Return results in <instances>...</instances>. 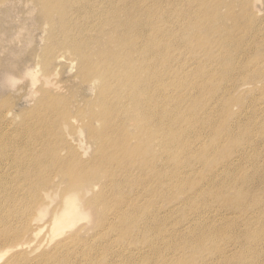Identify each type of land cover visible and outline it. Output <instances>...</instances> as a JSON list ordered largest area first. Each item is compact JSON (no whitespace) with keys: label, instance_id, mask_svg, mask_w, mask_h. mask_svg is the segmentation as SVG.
<instances>
[{"label":"rangeland","instance_id":"1","mask_svg":"<svg viewBox=\"0 0 264 264\" xmlns=\"http://www.w3.org/2000/svg\"><path fill=\"white\" fill-rule=\"evenodd\" d=\"M83 1L77 0L74 3L67 0L59 7L63 11L71 4L66 9V15L67 18L72 15L70 20L73 22V24L65 23L60 30H57L58 26L55 25L56 20L60 22L62 20L58 12L52 14L53 19L44 18L40 13L43 8L39 0L0 2V105H3L5 110L0 111V130L8 134V137H3L2 140L3 144H7L6 155L9 157L6 160L8 161L14 163L15 159L20 157L17 154L25 153V144L28 141H58L59 133L70 130L74 135L71 134L72 140H76L73 143L85 154L84 158L88 160L95 155L98 145L87 137L84 121L89 111L100 110L99 107L96 108L91 104L97 99L98 84L95 82L92 84L91 80L84 81L80 74L83 63L78 58L75 48H84L88 51V55L99 62L112 51L122 50L121 45H111L109 38L117 34L121 36L119 41L121 42L125 39V31L112 30L111 25L105 21L102 26L107 28V33L103 35L102 51H98V48L91 44L87 47V43L84 44L85 39H89V43H92L97 36V28L85 27L86 30L82 31L84 22L86 20L100 22L102 18L92 21L89 16L88 19L81 17L82 13L76 9ZM113 2L116 6L123 5L122 0L99 1L94 4L95 12L91 15L111 12L110 6ZM139 3L148 8L142 12V6L137 8L132 5ZM129 7L135 9L132 13L135 17L149 16L148 19L153 22V26H148L153 27L158 33L154 39L148 37L138 39L144 45V49L152 41L160 43L167 39L164 46L163 43L160 45L166 54H170L172 58L176 57L177 61L174 60L169 64L171 73L165 78L169 79L175 75L181 84L178 89L187 90L186 97L198 101V105L202 104L204 110L208 109L212 114L206 111L208 115L206 119L197 117L200 119L198 126L201 129V136L199 137L204 139L197 141L198 150L196 152L179 150V159L172 158L180 162L179 169L186 174V182H191L195 175L202 179L205 183L204 192L201 196L196 195L190 199L193 190L189 187L188 192L182 194L171 205H168L167 197L162 195L143 198L151 192L162 191L164 188V184L157 180L159 177H154L155 172L151 167L157 160L160 162L154 165L161 164L167 154L161 155L158 147L152 151L142 150L144 147L142 140L145 136L137 133L139 124L134 128L136 124L134 117H127L126 130L122 131L123 134L126 132L132 135L128 150L126 146L120 149L119 144L113 146L112 142L116 140L115 138L108 139L106 160L114 159L113 166L118 159H122L117 164L118 168L130 162L139 165L135 164L137 167L132 172L131 178L140 179L143 184L135 183L134 186H130L127 193L134 196L132 198L134 200L123 203L138 202L140 207L146 206V202L156 203V214L159 211L160 222L165 224L162 232L171 233L165 236L156 248L141 247L138 251L141 252L140 256L134 249L136 246L134 239L142 233L145 240L147 235H151V230L147 228L149 230L147 233L146 230L135 231L134 228L132 233L138 234H133L126 241V249L122 254L113 253L116 254L115 260L119 263L130 262L129 264H234L232 259L235 258L240 260L236 264H264V210L260 207L253 208L249 219L243 218L240 210L236 209L235 200L238 194L234 188L236 185L232 183L228 194L225 197L219 196L218 204H207L210 194L214 192L217 195L219 192L218 182L228 177L229 170L235 172L238 181L247 180L248 187L252 189L249 188L250 196H260L261 202L264 203V0H131V5L126 6L127 11ZM123 14L118 15L123 16ZM167 15L168 20L165 19ZM147 27L143 29L145 34ZM140 29L139 26L133 28L138 31ZM72 37L74 43L71 42ZM174 38L177 40L174 41ZM45 51H47L45 57L52 58L51 65L46 68L42 65L43 61L39 56ZM97 51L98 56H96ZM168 58L169 56L161 59L156 65L166 63ZM180 60L183 62L178 64ZM140 61L141 57L136 56L134 64L138 66ZM122 62L117 65L121 71ZM151 68L152 66L149 69ZM48 69L52 72L45 76ZM47 77L50 80L54 79L55 87H58L59 94L62 95L61 97L53 92L56 100L51 106L42 105V93H35ZM170 94L175 97L177 92L172 89ZM183 103L187 104L186 98ZM79 109L83 114H80ZM65 110L82 120L78 129L77 127L65 129V124L59 117ZM28 112L27 118L24 114ZM5 117L7 123L3 122ZM230 123L240 128H248L249 133L244 135L242 131L233 135L227 130ZM44 124L47 125V129L49 128L47 131H44ZM104 125L99 121L94 122L92 127L100 131L104 130ZM175 130L179 131L178 128ZM195 137L196 134L192 141H195ZM215 137H226L227 141L224 140L222 146L214 147L212 140ZM81 140L83 143H80ZM237 145L242 146L243 151L234 150ZM231 147L232 151H229ZM140 153L141 158L137 160L135 157ZM226 158L232 165L226 166L224 162ZM185 167H188L187 170L184 169ZM139 173L140 177H136ZM49 175L52 176L53 173ZM56 175L58 176L55 181L59 179L63 181V175L57 173ZM13 176L20 178L18 171H15ZM47 176L41 179L30 177L27 184L30 186L24 192V198L30 196L32 186L43 184ZM49 180L50 177L47 182ZM149 180L152 182L148 184ZM97 191L98 188L94 194ZM229 197H231L229 207L233 210L222 207L223 198ZM124 199L123 193L117 194L113 203H120ZM184 199H188L187 204H184ZM59 200L61 198L56 196L50 206H55ZM210 208L211 210L208 211ZM104 214V210L99 208L97 216L101 217ZM45 218L48 220L50 215ZM50 227L49 223H45L42 228L43 234L49 232ZM226 229L227 234H225ZM124 231L129 232L126 229ZM176 231L178 233L175 235L173 232ZM213 231L226 239L221 238L213 242L211 236ZM44 236L46 237L47 233ZM124 236L125 234H121V237ZM114 238L117 239L118 234ZM199 239L204 240L200 242ZM241 239L251 243L241 242ZM214 243H217L228 256L216 258L210 255L206 259L203 258L205 253L209 252L207 249L210 244ZM201 244L203 245L197 246ZM253 249L260 251L256 259L250 253ZM227 259L230 261H226Z\"/></svg>","mask_w":264,"mask_h":264},{"label":"bare ground","instance_id":"2","mask_svg":"<svg viewBox=\"0 0 264 264\" xmlns=\"http://www.w3.org/2000/svg\"><path fill=\"white\" fill-rule=\"evenodd\" d=\"M1 1L4 3L8 0ZM70 1L77 2V0ZM99 1L103 2V0H84L76 9L82 13L79 15L86 19L88 16L92 21L102 18L100 22H88L87 20L84 22L82 31L86 30L85 27L95 26L97 28V36L94 37L93 42L89 43L90 40L85 39L84 44L86 42L87 47L88 44H91L97 47L98 51H102L103 35L107 33V28L102 26L105 21L111 25L110 29L125 31V39L119 42L121 36L117 34L110 37L109 43L121 45L122 50L120 52L112 51L99 62L88 55V51L84 48H75L78 58L83 63L80 74L84 81L91 80L92 84L93 82L98 84L96 87L97 99L91 104L96 108L99 107L100 110L89 111V115L84 121L87 137L96 142L97 150L94 156L86 160L85 154L74 145L73 141L76 142V140H72L73 131L70 130L59 133L58 141H28L25 144V153L17 154L20 157L13 163L6 160L9 157L6 155L8 148L7 144L2 143L3 137L7 138L8 134L0 130V264H129L130 262H117L115 255L122 254L126 249V241L133 234H138L132 233L134 228L135 231L146 230L147 233H149L148 229L151 230V235H147L145 240L142 233L135 237L136 246L134 249L137 252L141 247L156 248L159 242L165 239V236L171 234L162 232L165 224L160 222L159 211L157 213L159 215L156 214V203L146 202L144 207H140L138 202L123 203L127 200H134L132 199L134 196L127 193L130 186H134L135 183L143 184L142 180L131 178L132 172L139 165L130 162L128 165L118 168L117 164L122 159H118L115 166H113L114 159L106 160L108 158L107 141L110 138L116 139L112 142L113 146L119 144L120 149L125 146L127 150L129 149L128 145L132 135L126 132L122 133L127 126L125 123L127 117H134L136 121L134 128L139 124L137 133L145 136L142 140L144 143L142 150L152 151L158 147L161 155L167 154L161 164L154 165L160 162L157 160L151 167L155 172L154 177H159L157 180L164 184V188L162 191L151 192L143 198L162 195L167 197L168 205H171L182 194L188 192L189 187L193 190L190 199L196 195L201 196V193L204 192L205 183L202 179L195 175L196 177L191 179V182H186V174L182 169H179L180 162H176L172 158L179 159V150L191 152L198 150L197 141L202 137H199L201 136V129L198 126L200 119L197 117L206 119L208 109L205 111L202 104L198 105V101L186 97L187 90L178 89L181 84L175 75L169 79L165 78L171 73L169 64L176 59V57L172 58L170 54H166L160 45L163 43L164 46L167 39L160 43L152 41L150 45H146L145 49L144 45L138 41L139 38L144 39L145 37L154 39L158 34L153 27L148 26H153V22L148 19L149 16L135 17L132 14L135 9L130 7L127 11L126 6L131 5V0H122L123 5L120 6H116L113 2L110 6L111 12L91 15L95 12L94 4ZM39 2L43 8L40 13L44 18L53 19L52 14L58 12L62 20L61 22L55 21V25L58 26L57 30H60L61 26L63 28L65 23L73 24L70 20L72 15L68 18L66 15V9L71 4L67 5L63 11L59 9L67 0L64 2L63 0H39ZM140 3L132 5L137 8L142 6L141 11L144 12L148 7ZM124 11L127 12L123 14ZM121 13L123 16L118 15ZM165 19L168 20V15ZM137 26L141 29L133 30ZM145 27H147V34L143 31ZM175 40L177 39L174 38ZM71 42H75L73 37ZM98 51L96 56L99 55ZM42 55L39 54L43 61L42 65L45 68L49 67L52 58L45 57L47 51ZM136 56L141 57L138 66L134 64ZM167 56L169 58L166 63L156 65ZM120 61H123L122 71L117 68ZM153 61H155L154 64ZM182 62L180 60L178 64ZM151 66L152 68L149 69ZM84 67H86L85 70ZM51 72V69L46 70L45 76ZM172 89L177 92L175 97L170 94ZM53 92L62 97L58 87H55L54 79L50 80L48 77L35 91L36 94L42 93L41 104L45 106L54 104L56 98L52 94ZM70 96L72 95L70 94ZM185 98L187 104L183 103ZM64 104L67 105V103ZM0 111H5L3 105H0ZM79 112L83 114L81 109ZM208 113L212 114L210 111ZM24 115L28 118L29 112ZM59 117L65 124V129H71V127L78 129L80 121L82 122L77 115H71L68 110H65ZM99 121L105 124L104 130L98 131L92 127L94 122L98 123ZM3 122L7 123L6 117ZM46 126V124L43 125L44 131L49 129ZM177 128L179 131L175 130ZM227 128L233 135L238 132L242 133V131H244V135L249 133L248 128H240L234 123H230ZM195 134V141H192ZM227 136L229 135L227 134ZM224 140L227 141V138L215 137L212 140V145L214 147L222 146L225 143ZM155 142H157L156 145ZM80 143L83 141L81 140ZM232 147L229 148V151H232ZM234 150L243 151V147L237 145ZM135 158L137 160L141 158V153ZM224 162L226 166L232 165L227 161V158ZM47 163L50 164L47 165ZM187 168L184 169L187 170ZM15 171H18L20 178L15 177L17 172L13 176ZM229 171L228 177L218 182L219 192L217 195L214 192L210 194L207 204H216L220 199L219 196L225 197L232 183L236 185L233 187L238 194L235 200L236 209L240 210L243 218L249 219L253 208L260 207L264 210V203L261 202L260 196H250L252 189L248 187V181H238L235 172ZM49 173H53V175L50 176ZM56 173L63 175V181L60 179L55 181L58 176ZM46 175L48 176L44 183L32 186L30 196L24 198V192L30 186L27 185L30 177L41 179ZM140 175L139 173L136 177H140ZM48 177H50L49 182H47ZM151 182L152 180H149L148 184ZM97 188L98 191L94 194ZM253 192L255 193L254 190ZM122 193L125 199L120 203H113L117 194L122 195ZM91 194L94 195L90 196ZM56 196L61 200L55 206H50ZM230 198H223L222 207L224 209L233 210L229 207ZM187 200L184 199V204H187ZM152 202L155 201L152 200ZM99 208L103 209L105 213L101 217L97 216ZM210 210L211 208L208 211ZM48 215L50 218L47 220L45 217ZM159 222L160 224H158ZM45 223L51 225L49 232H44V234L47 233L46 237L42 231ZM153 224L158 225L154 226ZM124 229L129 232H125ZM173 233L176 235L178 232ZM227 233L226 229L225 234ZM116 234H118L117 239L114 238ZM121 234H125V236L121 237ZM211 236L213 242L225 238L219 236L215 231L211 232ZM203 240L199 239L200 242ZM241 242L251 243L244 239H241ZM207 251L209 252L205 253L203 257L205 259L210 255H214L216 258L228 256L217 243L210 244ZM138 253L141 256V252ZM250 253L256 259L260 251L253 249ZM232 260L234 264L240 261L235 258Z\"/></svg>","mask_w":264,"mask_h":264}]
</instances>
